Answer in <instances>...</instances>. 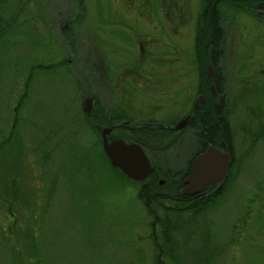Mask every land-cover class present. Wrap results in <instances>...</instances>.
<instances>
[{"label": "rangeland", "instance_id": "1", "mask_svg": "<svg viewBox=\"0 0 264 264\" xmlns=\"http://www.w3.org/2000/svg\"><path fill=\"white\" fill-rule=\"evenodd\" d=\"M213 2L7 0L0 264H156L160 226L140 183L112 167L102 131L118 115L161 129L208 111L219 118L211 133L190 120L178 136L141 137L167 174L165 192L207 136L231 155L227 178L210 185V208L177 222L180 256L264 264V10ZM218 60L222 83L211 79Z\"/></svg>", "mask_w": 264, "mask_h": 264}, {"label": "trees", "instance_id": "2", "mask_svg": "<svg viewBox=\"0 0 264 264\" xmlns=\"http://www.w3.org/2000/svg\"><path fill=\"white\" fill-rule=\"evenodd\" d=\"M225 2L230 4H240L243 8H248L250 10H264V0H218L217 3ZM7 0H0V34L7 32L6 29L8 26H3L2 24L5 22L3 15L6 8ZM214 8V7H213ZM219 19V17L217 18ZM7 23V22H6ZM220 29V28H219ZM217 31L218 27H217ZM222 33V31H221ZM221 36L220 39H222ZM220 41V40H219ZM220 46V43L217 45ZM222 83V82H221ZM202 109H206V107L196 106V111H200ZM210 110V109H208ZM219 118L214 116V112H207V115L203 118L197 116L195 120L191 119L192 125H196L197 128L201 129L203 127H207V132L211 133V130H215L214 122H218ZM191 125V127H192ZM106 127H112L111 134L115 135V132H119L118 136L122 137V139L129 142H136L141 144L147 151H149L148 143L145 139L141 138L143 133H146L147 129L132 126V123L128 120L120 119V116H116V119L110 121L105 124ZM213 126V127H212ZM162 129V128H161ZM159 128L153 129L157 133H153V135H160L163 131ZM167 129V128H166ZM210 129V131H209ZM146 131V132H145ZM166 131H169L168 129ZM170 132V131H169ZM209 135V134H208ZM159 141L163 140L164 135H160ZM222 141V140H221ZM215 142L209 136H207L206 140L201 141V148L205 149L207 145L214 144L219 147L225 146V141ZM125 179V177L118 169H116ZM163 176L167 177L166 173L159 174L158 167L155 172H153L146 181L140 183L139 195L141 199L144 201V205L147 209V213L151 218V226H160V237L161 243H159V251L160 256L157 257L155 263L156 264H184L183 258L180 256L181 251L179 250V242L177 239L182 237V233L178 232L177 222H181L183 220V216L188 213V217L190 214L199 213V211H204L210 208V201L214 198L215 195L212 196L211 191L206 189L200 193L195 195H181L178 193V188L181 186V181L178 183H173L169 186L170 190L163 191V187L158 182V179ZM180 176V174H179ZM180 184V185H178ZM175 185L176 188L171 189L172 186ZM180 194V195H179ZM168 199V200H166ZM187 217V218H188ZM156 234V232H155ZM156 236V235H155ZM165 254V259L162 256ZM166 257L168 259H166ZM163 260H169L170 262H164Z\"/></svg>", "mask_w": 264, "mask_h": 264}, {"label": "water", "instance_id": "3", "mask_svg": "<svg viewBox=\"0 0 264 264\" xmlns=\"http://www.w3.org/2000/svg\"><path fill=\"white\" fill-rule=\"evenodd\" d=\"M84 104L85 111L90 112L92 99L88 98ZM186 121L187 119L180 125L185 124ZM110 130L104 128L102 131L103 149L110 163L133 181H144L153 170L144 149L137 143H126L119 138L109 141ZM230 164L231 155L229 151L209 146L193 161L190 174L185 180L186 185L183 188V194L193 195L202 191L210 183L216 184L223 181L228 174Z\"/></svg>", "mask_w": 264, "mask_h": 264}, {"label": "flooded vegetation", "instance_id": "4", "mask_svg": "<svg viewBox=\"0 0 264 264\" xmlns=\"http://www.w3.org/2000/svg\"><path fill=\"white\" fill-rule=\"evenodd\" d=\"M132 1V0H131ZM134 1H136V0H134ZM213 1H215V2H213L214 4L213 5H215L216 3H217V1L218 0H213ZM144 5V4H143ZM212 7H214V6H212ZM217 53H219L220 55L221 54H223V49L222 48H220L219 49V51L217 52ZM218 63L217 64H214V63H210L209 65V67H212L213 69H217V71H214V72H212L211 74H212V80L214 81V82H216V83H221V80H222V78H221V75L219 74V72H220V70L222 69V65H221V62L219 63V60L217 61ZM217 65V68L215 67ZM212 89H213V87H212ZM213 91H214V89H213ZM200 102H202V104H205V100L203 99V98H201L200 99ZM191 118H192V115L189 113V114H187L183 119H181L180 121H178V122H176V124L174 125V126H172V125H169V126H167V127H161V128H167V129H170V130H174V132H171L172 133V135H175V136H178V134H180V133H184V125L186 124H182V125H180L183 121L182 120H184V119H187V122H189L190 120H191ZM180 125V126H179ZM161 126V125H160ZM140 128H144V130H146L145 132L148 134V135H151V134H153V133H157L156 131H154L153 129H155V128H159L158 127V125H156V124H151V123H145V124H140V126H139ZM184 127V128H183ZM146 128V129H145ZM111 140V139H110ZM147 140V139H146ZM158 140V139H157ZM216 146V145H214V144H210V145H208L205 149H198L196 152H195V154H193L191 157H190V160H189V162H188V165L186 166V168H184V171H183V173H173V176H172V179H171V183L170 184H173V183H178V181H179V177L180 176H183L184 175V177H183V179H182V182L185 184V180H186V178L189 176V174H190V171H191V165H192V163H193V161L195 160V158L198 156V155H200L201 153H203L204 151H206L207 150V148L209 147V146ZM217 147V146H216ZM219 148V147H218ZM147 152V154H148V156H149V158H150V161H151V164H152V166H153V170L151 171V173L149 174V175H151L153 172H155L156 171V165H155V163H154V161H153V159L151 158V156L149 155V151H146ZM158 170H159V174H162V173H165V171H162L161 170V168H158ZM179 174H180V176H179ZM227 178V177H226ZM164 180L165 179H158V182L159 183H164ZM218 183V182H217ZM216 183V184H217ZM220 184V183H219ZM212 186V183H210L206 188H204L202 191H204V190H206V189H208L209 190V188H211V186ZM171 186V185H170ZM202 191H200V192H202ZM200 192H197V193H200ZM197 193H195V194H197ZM195 194H193V195H195Z\"/></svg>", "mask_w": 264, "mask_h": 264}]
</instances>
